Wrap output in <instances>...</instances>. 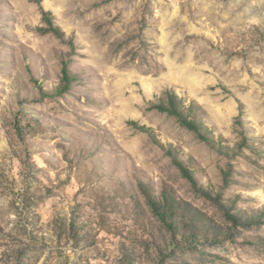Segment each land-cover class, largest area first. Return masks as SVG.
<instances>
[{
  "label": "rangeland",
  "instance_id": "rangeland-1",
  "mask_svg": "<svg viewBox=\"0 0 264 264\" xmlns=\"http://www.w3.org/2000/svg\"><path fill=\"white\" fill-rule=\"evenodd\" d=\"M0 264H264V0H0Z\"/></svg>",
  "mask_w": 264,
  "mask_h": 264
},
{
  "label": "trees",
  "instance_id": "trees-1",
  "mask_svg": "<svg viewBox=\"0 0 264 264\" xmlns=\"http://www.w3.org/2000/svg\"><path fill=\"white\" fill-rule=\"evenodd\" d=\"M43 20L47 24V31L53 33L59 38L63 37V32L60 30V28L54 24L53 19H52V14L43 11L42 13ZM61 69H60V83L56 89L55 92L50 93V92H44L43 89L41 88L40 85L39 89L42 91V93L46 96H51L54 94H62L63 92H66L67 90L70 89V87L73 85V83L77 80L78 76L75 73H72L69 67V63L66 61H62L61 63ZM35 83H38L37 81L34 80ZM154 107L159 109L162 112H165L171 116H174L179 123H181L184 127L189 129L190 131H193L195 134L198 135L200 139L207 143H211L212 145H217V146H222L220 143L212 141V139L208 135L207 128L201 124L199 121H197L195 118L189 114L188 111H194L192 106H189L187 109H185L182 105L180 100L178 99L177 95L174 93V91L167 90L166 91V101H160L159 103L155 104ZM20 132V128L17 129ZM173 156V155H172ZM173 160L181 173L187 177L191 182L195 181L194 176L188 170V168L178 159H176L173 156ZM152 207L155 210V213H157L161 219L167 223L171 228L173 227L172 223H170V218L171 215L174 214L172 211V208L166 209L164 206L160 208L153 200H151ZM263 215L261 213L260 217L261 218ZM237 220V219H235ZM190 239H196V236H191Z\"/></svg>",
  "mask_w": 264,
  "mask_h": 264
}]
</instances>
